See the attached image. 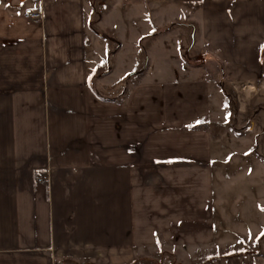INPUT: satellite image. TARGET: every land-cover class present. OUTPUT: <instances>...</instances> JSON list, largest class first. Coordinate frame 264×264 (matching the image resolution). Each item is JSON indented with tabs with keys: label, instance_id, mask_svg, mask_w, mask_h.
I'll return each instance as SVG.
<instances>
[{
	"label": "crops",
	"instance_id": "1",
	"mask_svg": "<svg viewBox=\"0 0 264 264\" xmlns=\"http://www.w3.org/2000/svg\"><path fill=\"white\" fill-rule=\"evenodd\" d=\"M119 1L156 33L120 99L90 86L87 0H46L39 22L0 0V264H136L160 247L222 264L244 243L264 264V232L218 211L211 163L252 152L240 203L264 201V0Z\"/></svg>",
	"mask_w": 264,
	"mask_h": 264
},
{
	"label": "rangeland",
	"instance_id": "2",
	"mask_svg": "<svg viewBox=\"0 0 264 264\" xmlns=\"http://www.w3.org/2000/svg\"><path fill=\"white\" fill-rule=\"evenodd\" d=\"M87 3L89 12L87 51L90 86L101 97H116L120 99L123 94L138 82L141 76L139 73L149 65L146 50L149 49L152 38L145 42L142 38L146 33H148L147 36L156 35L154 31H150V28L144 29L147 27L146 24H151L152 22V11L147 15L149 19L147 20L139 10V6L136 8L134 6L122 8L119 5V0H87ZM93 4L96 5L95 8L92 7ZM192 6L196 7V4ZM192 6L167 10H193ZM179 17H186V15ZM162 19V22H159L162 23L160 27L166 28V23L170 21L169 15H162ZM189 36L187 43L191 47L193 38L191 34ZM171 38L175 41L176 35L171 36L167 40L171 41ZM119 51L120 53L117 55ZM154 53L155 51L152 48L153 56H155ZM187 58L190 60V56ZM110 69H112V74L108 73ZM214 129H217L215 130L216 134L223 135L226 131L228 133L229 130L232 131L229 132L231 134L236 133V129L234 131V128L229 125ZM241 139L243 138L239 140ZM238 145L243 148H249V136H246L244 143H239ZM235 147L232 144L229 148L230 152L226 154V157H222L220 161L216 159L211 162L214 173L215 198L218 203V211H224L225 206H228L227 213H225L227 220H233V216L238 215L237 217L242 221L240 222L241 228L244 231L245 229L250 231L254 237L264 232V215L262 212L257 213L255 211V202L259 200V203H264V201L261 198L248 196L245 198L246 203L241 204L239 197L249 194V191L245 190H248V186L252 182L251 175L249 174L251 162H255L256 160L252 159V152H244L243 158L241 153H235ZM239 247L240 245L237 246V248ZM260 247L261 244L259 243L258 245L241 244L243 253L241 255L235 254L234 257L230 256L223 263L252 264V261L255 259L254 253L258 251V248L260 250ZM250 252L253 255L249 256ZM188 260H191L194 264H209L212 261L203 258L200 254L182 257L171 255L160 247L158 254L141 261L137 260L136 264H187Z\"/></svg>",
	"mask_w": 264,
	"mask_h": 264
},
{
	"label": "built area",
	"instance_id": "3",
	"mask_svg": "<svg viewBox=\"0 0 264 264\" xmlns=\"http://www.w3.org/2000/svg\"><path fill=\"white\" fill-rule=\"evenodd\" d=\"M32 5L25 10V18L30 21H41L45 15L46 0H27Z\"/></svg>",
	"mask_w": 264,
	"mask_h": 264
},
{
	"label": "trees",
	"instance_id": "4",
	"mask_svg": "<svg viewBox=\"0 0 264 264\" xmlns=\"http://www.w3.org/2000/svg\"><path fill=\"white\" fill-rule=\"evenodd\" d=\"M186 63H188V64H190V65H191V63L193 64V62L190 61L189 58H186ZM199 127H203V126L201 125V126H199Z\"/></svg>",
	"mask_w": 264,
	"mask_h": 264
},
{
	"label": "water",
	"instance_id": "5",
	"mask_svg": "<svg viewBox=\"0 0 264 264\" xmlns=\"http://www.w3.org/2000/svg\"><path fill=\"white\" fill-rule=\"evenodd\" d=\"M193 38V43H194V40H195V36L192 37ZM144 72V70H142L139 74H142ZM110 73V72H108Z\"/></svg>",
	"mask_w": 264,
	"mask_h": 264
},
{
	"label": "snow or ice",
	"instance_id": "6",
	"mask_svg": "<svg viewBox=\"0 0 264 264\" xmlns=\"http://www.w3.org/2000/svg\"><path fill=\"white\" fill-rule=\"evenodd\" d=\"M262 235H264V233H262Z\"/></svg>",
	"mask_w": 264,
	"mask_h": 264
}]
</instances>
